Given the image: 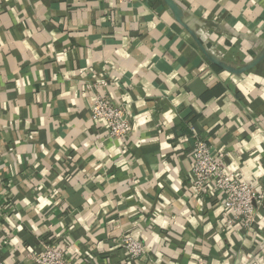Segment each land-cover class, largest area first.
<instances>
[{
  "label": "crops",
  "instance_id": "obj_1",
  "mask_svg": "<svg viewBox=\"0 0 264 264\" xmlns=\"http://www.w3.org/2000/svg\"><path fill=\"white\" fill-rule=\"evenodd\" d=\"M96 94L124 96L130 137ZM192 131L264 193V0H0L4 264L61 241L76 264H264V202L243 234L191 193Z\"/></svg>",
  "mask_w": 264,
  "mask_h": 264
},
{
  "label": "built area",
  "instance_id": "obj_2",
  "mask_svg": "<svg viewBox=\"0 0 264 264\" xmlns=\"http://www.w3.org/2000/svg\"><path fill=\"white\" fill-rule=\"evenodd\" d=\"M129 3L134 0H117ZM107 81H100L98 87H106ZM94 121H104L111 138L126 139L133 131L131 116L127 110L124 96L119 99L96 94L92 105ZM179 141L182 150H189L192 164L190 191L196 197L217 201L227 216L226 227L239 229L246 234L258 223V206L264 202V193L255 181H245L239 173L224 163V154L213 151L212 145L199 137L194 131ZM129 260H138L144 253L143 244L132 237L124 235L120 241ZM61 242L44 245V249L35 256V264H76L67 254ZM201 262V261H200ZM0 264H4L0 260ZM202 264V263H199Z\"/></svg>",
  "mask_w": 264,
  "mask_h": 264
}]
</instances>
